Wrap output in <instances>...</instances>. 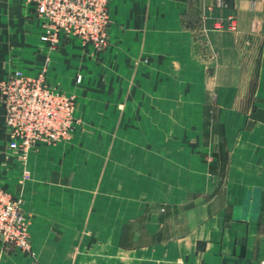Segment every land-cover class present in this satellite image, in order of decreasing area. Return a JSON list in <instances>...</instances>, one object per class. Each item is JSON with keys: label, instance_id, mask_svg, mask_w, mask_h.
Listing matches in <instances>:
<instances>
[{"label": "crops", "instance_id": "0c3cea01", "mask_svg": "<svg viewBox=\"0 0 264 264\" xmlns=\"http://www.w3.org/2000/svg\"><path fill=\"white\" fill-rule=\"evenodd\" d=\"M110 1L101 51L52 49L33 4L0 0V79L47 68L77 100L71 139L23 161L0 99L32 246L0 241V264H264V0Z\"/></svg>", "mask_w": 264, "mask_h": 264}, {"label": "built area", "instance_id": "2783aa9c", "mask_svg": "<svg viewBox=\"0 0 264 264\" xmlns=\"http://www.w3.org/2000/svg\"><path fill=\"white\" fill-rule=\"evenodd\" d=\"M43 20L42 39L56 50L70 37L106 50L110 44V0H25ZM233 22L231 21V25ZM44 68L36 76L15 70L0 79V99L6 116L9 147L25 161L38 144L71 139L77 100L55 86ZM78 81H81L79 76ZM17 200L0 186V237L28 247Z\"/></svg>", "mask_w": 264, "mask_h": 264}, {"label": "rangeland", "instance_id": "374dc122", "mask_svg": "<svg viewBox=\"0 0 264 264\" xmlns=\"http://www.w3.org/2000/svg\"><path fill=\"white\" fill-rule=\"evenodd\" d=\"M216 92V91H215ZM28 174H24V177L28 178ZM2 187V186H1ZM11 193V192H10ZM12 194V193H11ZM13 195V194H12ZM13 197L15 198V200H17L18 202V205H19V208L21 209V213H22V221H21V225L22 227L26 230L27 234H26V241H27V245L28 247H23L21 245H17L16 242L14 241H8L6 240L5 238L3 237H0V241L6 243V244H9L11 246H13V248H15L16 250H19L23 253H26V254H32V246H31V239H30V234H29V229H28V225H27V221H26V218H25V214H24V210H23V207H22V203H21V200H19L18 198H16L14 195ZM32 264H37L36 262H33Z\"/></svg>", "mask_w": 264, "mask_h": 264}]
</instances>
